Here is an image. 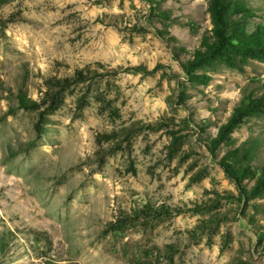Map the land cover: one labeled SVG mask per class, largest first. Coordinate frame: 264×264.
Returning <instances> with one entry per match:
<instances>
[{
	"label": "rangeland",
	"instance_id": "rangeland-1",
	"mask_svg": "<svg viewBox=\"0 0 264 264\" xmlns=\"http://www.w3.org/2000/svg\"><path fill=\"white\" fill-rule=\"evenodd\" d=\"M211 1L0 0V264H264V102L211 142L264 94V0L199 59Z\"/></svg>",
	"mask_w": 264,
	"mask_h": 264
},
{
	"label": "trees",
	"instance_id": "trees-1",
	"mask_svg": "<svg viewBox=\"0 0 264 264\" xmlns=\"http://www.w3.org/2000/svg\"><path fill=\"white\" fill-rule=\"evenodd\" d=\"M240 0H233L234 3H238ZM211 12L214 22V41H209L208 39H205L203 42L204 48L206 51L197 50V53L199 54V59L202 58L204 55H212L217 54L218 50L222 47H224V44H226V35H227V23H226V16L223 13L222 9V0H212L211 1ZM18 105L22 108H31L37 105V102L33 99L27 98L26 95L22 93H18L16 95ZM247 102H241L240 104L233 107L232 113L227 118V120L221 124L219 127L217 135L211 139L212 144L215 146L218 143L222 142L224 139H227V137L230 136V134L235 131V129L242 123V119L244 116L250 114L254 108L259 106L264 102V94L260 95L259 97H253L252 94L248 95V98L246 99ZM240 149L235 148L233 149L232 159H234V163H236L235 160H241L243 161L246 158L240 157ZM222 166L235 181H237V176L235 175L234 168H231L228 163H225L222 161ZM259 186H264V181L259 180L257 182ZM8 239L4 236H0V255L4 254L5 251L8 248Z\"/></svg>",
	"mask_w": 264,
	"mask_h": 264
}]
</instances>
